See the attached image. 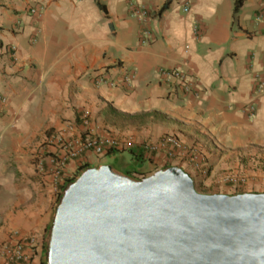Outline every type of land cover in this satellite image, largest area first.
I'll return each mask as SVG.
<instances>
[{
  "label": "crops",
  "instance_id": "1",
  "mask_svg": "<svg viewBox=\"0 0 264 264\" xmlns=\"http://www.w3.org/2000/svg\"><path fill=\"white\" fill-rule=\"evenodd\" d=\"M235 1L0 0V243L46 233L74 167L110 161L148 176L169 166L164 153L142 146L165 134L206 160L204 176L175 162L196 188H216L212 178L243 166L253 187L264 186L254 177L264 174V93L255 94V73L264 70L261 0H244L238 9ZM133 4L146 7L149 19L135 17ZM172 68L194 76L192 92L161 78L160 69ZM96 72L116 85L98 84ZM126 73L135 74L132 82L124 81ZM68 125L78 136H117L121 149L99 163L85 152L56 178L48 158L43 169L38 164L54 148L37 146L33 153L32 145ZM42 251L31 264H42Z\"/></svg>",
  "mask_w": 264,
  "mask_h": 264
},
{
  "label": "water",
  "instance_id": "2",
  "mask_svg": "<svg viewBox=\"0 0 264 264\" xmlns=\"http://www.w3.org/2000/svg\"><path fill=\"white\" fill-rule=\"evenodd\" d=\"M48 264H264V192L200 193L179 166L139 180L91 167L57 207Z\"/></svg>",
  "mask_w": 264,
  "mask_h": 264
},
{
  "label": "built area",
  "instance_id": "3",
  "mask_svg": "<svg viewBox=\"0 0 264 264\" xmlns=\"http://www.w3.org/2000/svg\"><path fill=\"white\" fill-rule=\"evenodd\" d=\"M184 9L186 11L189 10L188 4ZM30 12L35 15L39 14L40 10L37 7H33L30 8ZM131 12L135 17L141 20L149 19V11L142 5L133 4L131 6ZM257 19L259 21H264V0H261V7L257 14ZM142 35L145 37L143 42H148L152 38L149 30H145ZM11 52L12 58H15V47H11ZM160 73L161 78L165 82L173 80L178 81L183 91L186 93L192 92L197 84V80L194 76H191L188 71H185L182 68L160 69ZM96 78L98 84H109L114 86L117 83V81L108 80L103 73L96 72ZM134 78V73H126L124 81L130 83ZM255 78V94L264 93V70L255 73ZM252 108L254 109V107ZM83 121L86 122L87 125L89 124V114H85ZM74 131V127L68 125L63 130L52 132L46 137L47 142L56 151L49 161L51 165L50 169L56 178L63 175L67 164L71 159H74L85 152L91 151L100 156L106 155L111 149L112 152L121 149L120 140L113 135L100 136L94 133H88L85 136H78ZM142 146L149 153H164L169 165L175 164L176 161L186 162L197 172L202 174H206L207 172L206 160L198 155L196 149L188 146L182 138L175 134H165L157 141L142 143ZM41 165L43 166V163H41ZM225 181L241 187L246 179L241 175L231 172L230 175L225 178ZM41 246V240L36 233H25L19 236H14L12 239L0 243V264H31Z\"/></svg>",
  "mask_w": 264,
  "mask_h": 264
},
{
  "label": "rangeland",
  "instance_id": "4",
  "mask_svg": "<svg viewBox=\"0 0 264 264\" xmlns=\"http://www.w3.org/2000/svg\"><path fill=\"white\" fill-rule=\"evenodd\" d=\"M14 59V58H13ZM50 133H52V132H50ZM49 135V132L47 131V136ZM116 138H118L117 136H115ZM119 139V138H118ZM45 143V144H44ZM43 144H41L40 146L39 145H37V144H35V145H32V146H34V149H33V153H37L38 152V148H37V146L40 148V147H43L44 145H50L48 142H47V138H46V140H45V142H44ZM51 146V145H50ZM52 147V146H51ZM53 149V148H52ZM37 151V152H36ZM56 151L53 149V150H51V152L50 153H48V152H45L44 154H42V156L40 157V159H38V161L39 160H41V159H43L44 157H46V158H48V163H49V161H50V159H51V156L52 155H54V153H55ZM97 157H100V159H98V160H96L95 162L96 163H99L100 162V160H102V159H106L107 157L105 156V155H100V156H98V155H96ZM107 160V159H106ZM41 163H43V166L41 165ZM87 163H89V162H87ZM38 164H39V166L40 167H42V169L44 168V166H45V164H46V161L43 159V160H41L40 162H38ZM90 164V163H89ZM106 164H109V165H111V166H113L116 170L117 169H119L120 170V172L121 173H125L126 172V170L125 169H121V167L120 166H118V164L117 163H114V162H110V161H108ZM262 164L263 163H259L258 165L259 166H262ZM101 165H103V164H101ZM51 166V165H50ZM98 166H100V165H97V167ZM136 166V165H135ZM207 166V165H206ZM250 166V165H249ZM259 166H258V168H259ZM78 167V166H77ZM77 167H74L73 169H76V170H71L72 171V174H69V176L67 177L66 175L64 176V179H69V178H72V177H74V176H76L77 174L80 176L81 175V171H80V167L79 168H77ZM137 167V166H136ZM257 167V166H256ZM248 169H247V167H245V166H243V168H239L238 169V171H232V173H236L237 175H241V176H243V177H245V179H246V181L244 182V184H242L241 185V187L240 186H238V189H234L233 187H230V188H227V189H225V188H221V189H219V184L220 183H223V184H228V185H232L231 183H227L226 181H225V178L227 177V176H229L230 175V173L228 174V175H225V176H215L214 178H212L213 179V181H214V183H216V188H207V189H204V188H202V187H197L196 189H197V191L198 192H200V193H205V194H217V193H222V194H229V195H235V194H239V193H245V192H264V186H261L260 188L259 187H257V186H254L253 187V185H251V174H249V172L247 171ZM133 171H135V170H133ZM208 172V171H207ZM206 172V173H207ZM199 174L200 175H202V176H204L202 173H200L199 172ZM251 175V176H250ZM63 176V175H62ZM78 176V177H79ZM136 177H138V175H135ZM147 176V175H146ZM205 176H208V174L207 175H205ZM256 179H258L259 181H260V183L262 184V185H264V174H262V173H257L255 176H254ZM196 187V186H195ZM58 194V193H57ZM56 200H55V204H54V217H53V219H52V221H51V224L50 225H48V227H47V229H46V233L42 236V237H40V240H41V243H42V246L39 248V250H44V251H42L43 252V262L42 263H45V264H48V252H49V248L48 249H46V239L48 238V236H49V241H50V235H51V230H50V227H51V229H52V226H53V222H54V218H55V213H56V204L58 203V201H57V197L55 198ZM38 253V252H37Z\"/></svg>",
  "mask_w": 264,
  "mask_h": 264
},
{
  "label": "trees",
  "instance_id": "5",
  "mask_svg": "<svg viewBox=\"0 0 264 264\" xmlns=\"http://www.w3.org/2000/svg\"><path fill=\"white\" fill-rule=\"evenodd\" d=\"M243 1L244 0H236L235 1V7H236V9H238L240 6H242V4H243ZM167 6H168V3H166L163 7H162V11L163 10H165L166 8H167ZM0 44H2V42L0 41ZM50 134V133H49ZM112 152V149L110 150V151H108L106 154H109V153H111ZM171 166H177V165H175V164H171V165H169V166H167V167H165V168H168V167H171ZM91 167H94V166H91L89 163H83L82 165H80V173H82V172H84L85 170H87L88 168H91ZM113 167V166H112ZM180 167V166H179ZM165 168H163V169H165ZM182 168V167H181ZM113 169L115 170V171H117L114 167H113ZM183 169V168H182ZM118 172V171H117ZM134 172H136V171H133V170H127L125 173H122V174H124V175H128L129 177H132V178H134V179H137V180H139V179H142V178H144L146 175H138V177H136V176H134L133 174H134ZM78 174L76 175V176H74V177H72V178H69V179H65V181H64V183L61 185V188L59 189V191H58V194H57V201H58V203L56 204V210H57V207H58V205H59V203H60V201H61V199H62V197H63V194H64V192H65V190L68 188V186L69 185H71L72 183H74L75 181H76V179L78 178ZM231 187H233L234 189H238V186H235V185H231ZM55 210V211H56ZM56 214V213H55ZM50 230H51V227H50ZM51 232V231H50ZM46 243V249H48L49 248V236H48V238L46 239V241H45ZM42 264H45V263H42Z\"/></svg>",
  "mask_w": 264,
  "mask_h": 264
}]
</instances>
